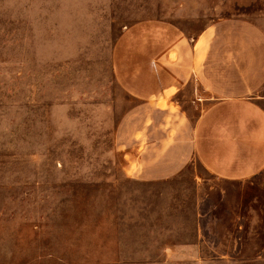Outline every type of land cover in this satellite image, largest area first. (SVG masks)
<instances>
[{"label": "rangeland", "instance_id": "1", "mask_svg": "<svg viewBox=\"0 0 264 264\" xmlns=\"http://www.w3.org/2000/svg\"><path fill=\"white\" fill-rule=\"evenodd\" d=\"M229 17L264 30V0H0V264H264V171L211 176L197 88L146 107L112 68L134 22L179 18L193 38ZM137 135L166 139L170 181L126 177Z\"/></svg>", "mask_w": 264, "mask_h": 264}, {"label": "crops", "instance_id": "2", "mask_svg": "<svg viewBox=\"0 0 264 264\" xmlns=\"http://www.w3.org/2000/svg\"><path fill=\"white\" fill-rule=\"evenodd\" d=\"M180 20L149 18L127 27L112 51L116 84L146 107H160L188 84L197 88L209 103L193 128L196 160L217 179L250 180L264 171V30L229 17L205 25L192 38ZM145 138L133 140L137 154L126 177L147 185L170 181L178 168L170 172L166 139ZM192 208L193 246L197 212Z\"/></svg>", "mask_w": 264, "mask_h": 264}]
</instances>
